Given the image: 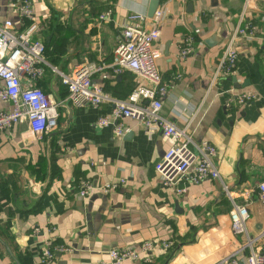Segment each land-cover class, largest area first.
I'll return each instance as SVG.
<instances>
[{
	"label": "crops",
	"instance_id": "crops-1",
	"mask_svg": "<svg viewBox=\"0 0 264 264\" xmlns=\"http://www.w3.org/2000/svg\"><path fill=\"white\" fill-rule=\"evenodd\" d=\"M21 1L0 0V24L10 21L16 32L23 29L16 14ZM28 1L37 38L48 48V70L39 87L59 104V117L57 127L39 140H23L25 123L0 133V240L22 264H109L110 251L144 242L155 245L152 262L122 264H243L247 238L264 235V202L256 189L264 182V2L244 17L256 26V39L237 41L233 74L208 90L239 24L243 0ZM152 1L164 10L158 64L169 87L161 115L179 128L189 123L195 145L215 148L220 176L181 183V196L163 187L155 171L168 149L159 132L148 135L130 119L118 121L122 137L113 125L98 127L97 119L111 108L73 107L60 77L51 73V68L67 75L75 65L110 64L120 26L131 14L148 18ZM188 37L194 51L182 61L178 46ZM92 81L120 100L146 86L134 74L113 76L110 69ZM243 94L252 101L238 105L236 97ZM9 110L10 104L0 102V111ZM119 179L125 185L109 194L93 190L79 196L83 182L98 187ZM246 201L247 233L235 235L229 212ZM0 264H13L1 244Z\"/></svg>",
	"mask_w": 264,
	"mask_h": 264
},
{
	"label": "built area",
	"instance_id": "built-area-1",
	"mask_svg": "<svg viewBox=\"0 0 264 264\" xmlns=\"http://www.w3.org/2000/svg\"><path fill=\"white\" fill-rule=\"evenodd\" d=\"M259 2L264 0H243L239 24L226 43L208 90L220 79L229 78L233 74L238 60L235 47L237 41L256 39V26L251 22H244V17L248 11L256 10ZM16 14L23 22L20 32L13 30L10 21L0 24V102L11 106L9 111H0V133L25 123L27 130L22 134L23 140H39L57 127L59 104L39 87L48 64L44 58L45 46L37 38L38 26L31 2L22 0L16 7ZM163 16L164 10L160 8L152 18L141 14L126 17L120 26L119 38L113 49L110 64L91 62L75 65L67 75L57 72L56 68L51 69L60 77L62 86L67 90V101L73 107L98 109L108 105L111 108L109 114L97 119L98 127L113 125L115 135L122 137L124 131L118 121L130 119L143 125L148 135L159 132L168 144V149L155 165V171L163 187L173 189L177 196H181L185 192L179 187L181 183L197 185L209 180H220V176L213 164L215 148L207 142L195 145L188 135L189 123L179 128L161 115L163 100L169 87L161 78L158 64L162 57L157 43ZM193 51L194 40L188 37L179 44L178 57L183 61ZM106 69H110L113 76L134 74L146 86H137L123 100L113 98L102 86L92 81L96 74ZM180 78V75L176 76L177 80ZM236 98L238 105L252 101L250 94ZM124 185L123 179L98 187L92 186L90 182H83L79 188V196L86 198L93 190L106 195ZM256 189L260 201L264 202V182L259 183ZM242 197L249 199L248 195ZM248 217L247 201L241 205L233 204L229 212L233 234L246 235ZM262 238L264 235L247 238L248 254L243 258V264H264ZM154 250L155 245L151 242H144L136 249L112 250L108 253L109 264L128 261L151 263Z\"/></svg>",
	"mask_w": 264,
	"mask_h": 264
},
{
	"label": "water",
	"instance_id": "water-1",
	"mask_svg": "<svg viewBox=\"0 0 264 264\" xmlns=\"http://www.w3.org/2000/svg\"><path fill=\"white\" fill-rule=\"evenodd\" d=\"M159 6V2L158 1H152L150 3V8H149V12H148V18H152L153 14L155 13L156 9ZM214 39L211 40L210 42H207L206 45L212 47L214 43ZM59 70L57 69V72ZM56 77V76H55ZM0 244L4 247L7 255L9 256L10 260L13 262V264H21L20 261L15 257L14 253L11 251V249L0 240Z\"/></svg>",
	"mask_w": 264,
	"mask_h": 264
},
{
	"label": "trees",
	"instance_id": "trees-1",
	"mask_svg": "<svg viewBox=\"0 0 264 264\" xmlns=\"http://www.w3.org/2000/svg\"><path fill=\"white\" fill-rule=\"evenodd\" d=\"M44 46H45V45H44ZM47 52H48V48H47V46H45V53H44V58H45V60H47V59H46V56H48V53H47ZM47 70H48V69H46V71H47ZM46 71H45V72H46ZM50 71H51V70H50ZM51 73H52V71H51ZM44 78H45V76H44ZM43 92L46 93L45 91H43ZM46 94H47V93H46ZM127 97H128V96H127ZM127 97H126V98H127ZM21 264H22V263H21Z\"/></svg>",
	"mask_w": 264,
	"mask_h": 264
}]
</instances>
